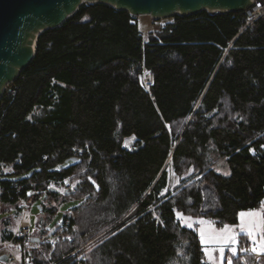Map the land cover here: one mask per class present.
<instances>
[{"label":"trees","instance_id":"trees-1","mask_svg":"<svg viewBox=\"0 0 264 264\" xmlns=\"http://www.w3.org/2000/svg\"><path fill=\"white\" fill-rule=\"evenodd\" d=\"M172 18L145 38L126 11L84 4L38 37L32 62L5 89L0 165L13 179L0 187L42 198L50 217L79 201L52 230L64 240L39 244L34 264H208L197 230L176 213L223 228L261 208L264 14L251 23L243 12ZM169 169L180 178L173 191ZM66 180L75 192L59 191Z\"/></svg>","mask_w":264,"mask_h":264},{"label":"water","instance_id":"water-1","mask_svg":"<svg viewBox=\"0 0 264 264\" xmlns=\"http://www.w3.org/2000/svg\"><path fill=\"white\" fill-rule=\"evenodd\" d=\"M257 0H0V100L32 62L38 37L60 27L84 5L101 4L130 16L168 19L175 15L193 16L244 12ZM75 159H71L74 161ZM76 189V188H75ZM75 189L68 193L75 192ZM55 192V190H51ZM53 233L50 232L49 235ZM40 241L32 237V243ZM0 262L7 264L6 254Z\"/></svg>","mask_w":264,"mask_h":264},{"label":"rangeland","instance_id":"rangeland-1","mask_svg":"<svg viewBox=\"0 0 264 264\" xmlns=\"http://www.w3.org/2000/svg\"><path fill=\"white\" fill-rule=\"evenodd\" d=\"M136 20L138 22L139 30H140L141 34L143 35V37L146 38L147 35L150 34L151 32L158 31L162 27H164L167 23H171L173 21V18L152 19L150 16H138V17H136ZM146 78H148L147 73H145V75H144V81L146 80ZM38 113H39V111H36V114H38ZM211 160H212V165H213L212 168L216 173L221 174L223 176H227L229 174V171H228V168H227L225 162L223 160H220L216 156V154L211 155ZM184 177H186V176H184ZM6 178H10V177L6 176ZM169 180H170L169 187H168L169 191H173L175 188H177L180 185V178L178 176L174 175L172 173L171 169H169ZM25 201H26V205H27V208L25 211L21 209L19 204H18V207H19L20 211H18V209L15 207H13V208L9 207L8 209L3 210L4 209L3 205H5V204L0 203V232L5 227V222H7L9 219H14L15 216L23 217L24 220L28 221L31 224L33 229L42 226V227H45V229L50 232L55 228L56 225H58L61 222L62 216L64 213L68 212L70 209H72L73 207H75L76 205L79 204V201L73 200V199L64 201L60 204H57L56 205L58 208L57 212L50 217L44 212L43 213L39 212L40 211L39 207H40V204L42 203V198H38L36 200H31V201L30 200H25ZM54 204H56V203H54ZM19 212H20V214H19ZM183 216L184 217H190V216H187L184 214H183ZM176 217H177V213H176ZM191 218L193 219V221L203 219L205 221L212 222L210 219H205V218H194V217H191ZM177 219L185 227L190 228V229H196L198 232V235H199V230L202 227L205 229L206 235L211 234L213 229L217 232L220 229H222V228H217L213 224V222H212L211 226H209L207 224L200 225L198 223H193L192 226L189 227V226H187V224H188L187 221L182 222L178 217H177ZM236 225H239V224H236ZM236 225H233V226H236ZM235 231L239 232V228L237 227L235 229ZM242 235L244 236L245 234L240 233V235L238 236V240H240V238L243 237ZM243 238H245V237H243ZM256 238H257V240H259V235H257ZM199 239H200V236H199ZM202 247H203V251H204V248L207 247L209 249L210 255L212 257H215L216 264H219V252L213 251V249H215L217 246L214 243H212L211 241H209V243L207 245H202ZM225 251H228V255L226 256V259H225V261H226L225 263L227 264V257H231L232 255H231V252H229L227 247L225 248ZM5 254H7V252ZM204 254H205V251H204ZM205 259H206V262L208 264H213V260L209 258V255L205 254ZM0 264H2V263L0 262Z\"/></svg>","mask_w":264,"mask_h":264},{"label":"built area","instance_id":"built-area-1","mask_svg":"<svg viewBox=\"0 0 264 264\" xmlns=\"http://www.w3.org/2000/svg\"><path fill=\"white\" fill-rule=\"evenodd\" d=\"M244 15L248 21V23H251L258 17L264 14V0H257L255 1L251 7H249L247 10H245ZM148 78H146L145 81H147ZM131 150H135L136 146L132 145L130 146ZM78 153L77 150H74V156ZM63 190L68 191L72 190L74 188V185L69 181L66 180ZM3 197H7L9 199H15L17 200L18 204L20 205L22 210H26L27 205L25 199L20 194V189L18 184H13L10 188L0 187V201ZM69 223L65 222V225L63 226L64 229L68 227ZM33 237V227L31 224L26 221L22 220L16 231L14 232L12 238L6 242L0 244V253L7 252V256L9 258V261L19 263V264H34V257H33V250L39 245L44 242L48 243L51 248H55L60 242L64 240V235L61 231H53L51 235H47L43 239H40L38 243H32L31 238ZM88 240L81 244L77 249H74L69 255L63 256V260L66 259L68 256L77 255V252L87 246L91 241ZM16 245L19 248V256H17L15 253L11 251V246ZM252 242L250 239L245 238L243 241V244L240 248H246L251 249ZM228 255V251H225V257ZM240 256V264H245V261L247 264H258L260 259L262 258L261 254L254 253L252 251H245V252H238L237 256ZM248 258H250L251 262H249ZM79 259L77 258V261ZM56 264V263H55ZM77 264H81L80 261H78Z\"/></svg>","mask_w":264,"mask_h":264},{"label":"snow or ice","instance_id":"snow-or-ice-1","mask_svg":"<svg viewBox=\"0 0 264 264\" xmlns=\"http://www.w3.org/2000/svg\"><path fill=\"white\" fill-rule=\"evenodd\" d=\"M261 147H264L262 145ZM253 154L254 150H253ZM67 166V165H65ZM89 179H91L89 177ZM67 183V181H66ZM93 183H95L93 181ZM59 191L63 192V189ZM29 196L33 195L31 192L28 193ZM177 217L182 221H187V226L191 227L193 223H198L200 225H209L211 226L212 222L199 219L193 221L191 217H184L182 213L177 212ZM240 223L239 225H224L222 229L218 232L214 229L211 234L206 235L205 229L202 227L199 230L200 241L202 245H207L209 241L214 243L217 247L213 251L219 252V264H224L226 259L225 257V248L227 247L229 252H231L232 257L237 256L238 252L252 251L257 254H264V201H261L260 209H253L247 212L239 213ZM239 228V232L235 231L236 228ZM240 233L245 234L252 242L251 249L240 248L238 236ZM257 235H259V240H257ZM205 254L209 255V258L213 260V264H216L215 257H212L209 253L207 247L204 248ZM227 264H232V258L227 257ZM245 264L247 262L245 261Z\"/></svg>","mask_w":264,"mask_h":264},{"label":"crops","instance_id":"crops-1","mask_svg":"<svg viewBox=\"0 0 264 264\" xmlns=\"http://www.w3.org/2000/svg\"><path fill=\"white\" fill-rule=\"evenodd\" d=\"M11 173H12V169L10 167H4V166L0 165V177H1L0 179H5L6 176L10 177V178H6V179H13L10 176ZM0 203H4L6 205V206L3 205V207H4L3 210L8 209L9 207L10 208L15 207V208L18 209V211H20V209L18 207V203H10V202H7V201H0ZM244 212H247V211H244ZM19 214H20V212H19ZM22 220H24L23 217L15 216L14 219H9L7 222H5V227L0 232V244L8 242L12 238L14 232L16 231V229L18 228L19 223ZM239 223H240V218H238V223L237 224H239ZM33 237H37V236H33ZM243 237L248 238L246 235H244ZM37 238L41 239L40 237H37ZM11 251L13 253H15L17 256H19V248L16 245H12L11 246ZM5 253H0V255L5 254ZM261 255H262V258L260 259L258 264H264V254H261ZM225 262L226 261H224V264H226ZM10 263L11 264H19L18 262L15 263V262H11V261H9V263H7V264H10ZM2 264H4V263H2Z\"/></svg>","mask_w":264,"mask_h":264}]
</instances>
